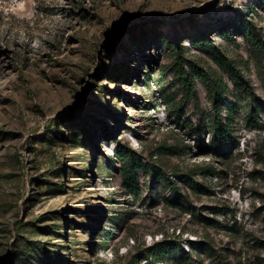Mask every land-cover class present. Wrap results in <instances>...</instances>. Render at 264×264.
<instances>
[{
	"label": "rangeland",
	"instance_id": "374dc122",
	"mask_svg": "<svg viewBox=\"0 0 264 264\" xmlns=\"http://www.w3.org/2000/svg\"><path fill=\"white\" fill-rule=\"evenodd\" d=\"M205 79L223 117L238 105L231 157L206 152ZM182 248L264 264V0H0V264H180Z\"/></svg>",
	"mask_w": 264,
	"mask_h": 264
},
{
	"label": "trees",
	"instance_id": "16d2710c",
	"mask_svg": "<svg viewBox=\"0 0 264 264\" xmlns=\"http://www.w3.org/2000/svg\"><path fill=\"white\" fill-rule=\"evenodd\" d=\"M254 40V38H253ZM256 44L261 46L259 40L256 39ZM180 82L185 89L186 95L191 96L194 90V80L191 79L185 71L180 73ZM209 90L210 97L212 99L213 108L215 110L214 117L211 118L209 125V132L212 135L210 148L208 147L206 152H214L219 154L221 157L227 158L233 156V151L238 149L240 146V139L235 134L234 129V114L238 110V105L235 103L229 105V112L227 117L222 115L221 105V91L219 90V84L216 80L210 82L208 79L204 80ZM239 86L245 92L246 96H253L255 94L253 87L248 83L246 79L241 77L239 79ZM221 88V87H220ZM223 92V91H222ZM245 121L247 124L254 126L257 129H262V121L257 117V114L251 109L246 117ZM117 156L122 163V172L124 177L129 181H132L134 185L138 183V169L140 168V161H138L133 155L124 151L123 149L117 150ZM186 181L189 182L190 176L186 175ZM207 250L210 251L209 243H204ZM192 255L190 251L182 248V256L179 258L180 264H192ZM157 264V262H155Z\"/></svg>",
	"mask_w": 264,
	"mask_h": 264
}]
</instances>
